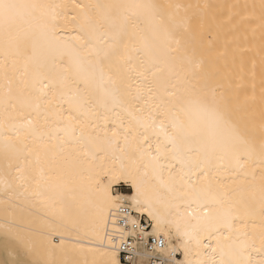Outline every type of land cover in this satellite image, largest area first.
<instances>
[{"label":"bare ground","instance_id":"obj_1","mask_svg":"<svg viewBox=\"0 0 264 264\" xmlns=\"http://www.w3.org/2000/svg\"><path fill=\"white\" fill-rule=\"evenodd\" d=\"M20 2L42 7L0 30V264H125L107 237L120 204L169 264H264V0ZM213 93L219 126L188 103ZM161 124L225 146L173 147ZM121 169L139 194L103 197Z\"/></svg>","mask_w":264,"mask_h":264},{"label":"snow or ice","instance_id":"obj_2","mask_svg":"<svg viewBox=\"0 0 264 264\" xmlns=\"http://www.w3.org/2000/svg\"><path fill=\"white\" fill-rule=\"evenodd\" d=\"M41 7V5L21 3L20 0H0V30H2L5 34H10L14 29H17L27 17L33 15L35 10ZM144 7L151 8L154 6ZM105 55L107 56L108 53H105ZM73 59H78V57L74 56ZM45 87H47V85ZM188 103L189 105H195L196 107L204 110H207L211 106L216 116L217 126L226 123L223 120L222 114L218 110L220 100L215 96V93L212 94L210 100L207 95H204L195 100L189 99ZM37 107H39V104H37ZM149 120L152 123L145 124L144 133H142L143 141L145 143L148 140V135L146 134L148 128L155 127V121L151 115H149ZM173 129L174 131L170 134L164 129L163 124L159 126V131L164 133L168 142L171 143L173 147H175L178 140L189 141L193 138H198L196 142L208 152H214L218 149H222L225 146L223 139L219 136L216 130H207L195 127L191 124L187 126L173 124ZM125 140L127 141V135L125 136ZM157 151H159V146ZM129 180L132 182L133 187H136L137 193L139 194L140 188L136 183L135 176L124 169L112 172L108 177V183L102 187L98 185V187H100V192L103 197L110 198L111 186L114 183L118 181ZM149 214L151 215V212H149Z\"/></svg>","mask_w":264,"mask_h":264},{"label":"built area","instance_id":"obj_3","mask_svg":"<svg viewBox=\"0 0 264 264\" xmlns=\"http://www.w3.org/2000/svg\"><path fill=\"white\" fill-rule=\"evenodd\" d=\"M150 227L151 222L127 204H120L111 211L107 237L116 244L125 264H133L140 256L141 246L147 249L146 264H169V258L161 254L164 238L148 233Z\"/></svg>","mask_w":264,"mask_h":264},{"label":"rangeland","instance_id":"obj_4","mask_svg":"<svg viewBox=\"0 0 264 264\" xmlns=\"http://www.w3.org/2000/svg\"><path fill=\"white\" fill-rule=\"evenodd\" d=\"M114 191L115 192H118V191L127 192V191H129V187L128 186H125L123 184H119V185H116L114 187ZM58 239H59L58 237H55V240H58Z\"/></svg>","mask_w":264,"mask_h":264}]
</instances>
